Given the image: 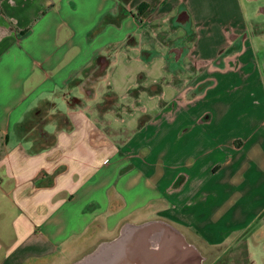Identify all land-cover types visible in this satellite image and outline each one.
I'll list each match as a JSON object with an SVG mask.
<instances>
[{
  "label": "crops",
  "instance_id": "crops-1",
  "mask_svg": "<svg viewBox=\"0 0 264 264\" xmlns=\"http://www.w3.org/2000/svg\"><path fill=\"white\" fill-rule=\"evenodd\" d=\"M152 77L165 94L116 118ZM152 220L164 246L135 227ZM104 241L140 264H264V0H0V264Z\"/></svg>",
  "mask_w": 264,
  "mask_h": 264
},
{
  "label": "bare ground",
  "instance_id": "bare-ground-1",
  "mask_svg": "<svg viewBox=\"0 0 264 264\" xmlns=\"http://www.w3.org/2000/svg\"><path fill=\"white\" fill-rule=\"evenodd\" d=\"M141 225H142V228L145 227L146 229H148L150 233L154 234L156 232H159L160 235L158 237L154 235V237L151 240L149 239L152 246H157L159 244L161 246H164L165 245L164 241L166 237L164 236V232L166 231V234L168 233V235H171L172 233L171 229H169L168 226L165 224V222L162 220H152V221L146 222L145 224H140V225L138 224L135 227L139 228L141 227ZM130 228L132 227H128V225H124L121 230V236L125 235V233L128 230H130ZM116 243L118 242H115V241L101 242L94 251L87 253L82 258L76 260L74 264H140L139 261L135 259L127 260L128 254H126L127 252H124V245L122 246L121 244V246H119ZM183 246L187 247V246H192V245L190 243H183ZM113 247H114V250L109 252L110 254L104 255V253H106L108 249H111ZM132 250L133 248L131 249V251ZM198 263L199 261H197V263L195 264H198Z\"/></svg>",
  "mask_w": 264,
  "mask_h": 264
},
{
  "label": "built area",
  "instance_id": "built-area-1",
  "mask_svg": "<svg viewBox=\"0 0 264 264\" xmlns=\"http://www.w3.org/2000/svg\"><path fill=\"white\" fill-rule=\"evenodd\" d=\"M159 83V78L158 77H152L151 78V84L153 85L150 87V90H155L153 92L148 91L145 93V95L139 94V93H132L130 92L129 88L131 86H128L125 91L121 93V97L127 98L129 97L128 100L125 101L123 104V113L117 114L116 118L120 120H125V116L127 114H135L139 112H146L149 109V104L147 102V98L151 97H160L165 94L164 89L159 88L157 84ZM158 88V89H157ZM176 100L178 102H184L186 99V87H178L176 91ZM158 101H156V104Z\"/></svg>",
  "mask_w": 264,
  "mask_h": 264
},
{
  "label": "rangeland",
  "instance_id": "rangeland-1",
  "mask_svg": "<svg viewBox=\"0 0 264 264\" xmlns=\"http://www.w3.org/2000/svg\"><path fill=\"white\" fill-rule=\"evenodd\" d=\"M253 3V2H252ZM254 3H255V1H254ZM173 22V24L170 26L171 28H169V31H173V32H175V28L177 27V24H178V20H175V21H172ZM160 23V22H159ZM154 25H157V22L156 23H152L150 26H154ZM157 27V26H156ZM227 31V30H226ZM153 34H155V37H156V39L158 40V39H160V37H159V30H157L156 29V32L154 31L153 32ZM228 36H231L232 38H230L229 40H227V38H228ZM237 36L235 35V32H233V31H231V33L229 32L228 34H227V38H225V41L226 42H228V43H232L233 42V40H235V38H236ZM162 39V38H161ZM173 40V42L174 43H172L171 45H177L178 46V44L180 43H182V42H177V44H175V37H174V39H172ZM102 71V70H101ZM149 87H148V90L146 91V92H144V93H147L148 91H151V92H153V91H155V90H150V87H152L153 85L151 84V82L149 83V85H148ZM158 86V85H157ZM159 87V86H158ZM158 89V88H157ZM131 90V89H130ZM131 92H133V91H131ZM205 253V252H204ZM209 261L207 260V258L206 259H203V264H207ZM140 263V262H139Z\"/></svg>",
  "mask_w": 264,
  "mask_h": 264
}]
</instances>
